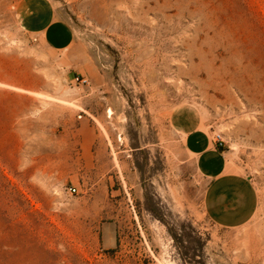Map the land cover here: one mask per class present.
<instances>
[{
	"label": "rangeland",
	"instance_id": "obj_1",
	"mask_svg": "<svg viewBox=\"0 0 264 264\" xmlns=\"http://www.w3.org/2000/svg\"><path fill=\"white\" fill-rule=\"evenodd\" d=\"M16 1L0 0V36L27 48ZM51 1L88 85L45 68L44 95L69 104L0 113V264H264V0ZM180 108L237 144L228 162L258 197L245 226L206 216Z\"/></svg>",
	"mask_w": 264,
	"mask_h": 264
},
{
	"label": "crops",
	"instance_id": "obj_2",
	"mask_svg": "<svg viewBox=\"0 0 264 264\" xmlns=\"http://www.w3.org/2000/svg\"><path fill=\"white\" fill-rule=\"evenodd\" d=\"M5 13L22 34L36 41L27 48L20 44L11 47V38L0 36V98L8 100L0 102V113L30 114L40 107L39 95L49 92V80L42 76V70L46 68L51 74L55 67H69L65 80L70 83L79 75L70 61L75 30L65 12L51 0H17L10 10L5 8ZM40 47L48 54V66L42 64ZM177 111L175 123L184 133L185 152L204 181L202 205L206 216L220 228L245 226L257 211L254 186L248 177L229 167L226 151L216 148L212 133L203 128L194 110Z\"/></svg>",
	"mask_w": 264,
	"mask_h": 264
},
{
	"label": "bare ground",
	"instance_id": "obj_3",
	"mask_svg": "<svg viewBox=\"0 0 264 264\" xmlns=\"http://www.w3.org/2000/svg\"><path fill=\"white\" fill-rule=\"evenodd\" d=\"M8 45L11 46V47H16L19 45V43L14 40V39H10V41L8 42ZM41 98H45V99H51V100H56L57 102L59 103H63V104H69L65 98L69 97L70 96V91H63V92H59V96H56V97H51V96H45V95H39ZM46 104H44L45 106ZM193 109L196 108L194 105H192ZM109 115H112L111 111L108 112ZM231 126V125H230ZM228 129L229 126H227ZM220 132H222V129L220 130ZM177 133L178 135H180L181 139H183L184 137V133L180 130H177ZM236 152H237V144H231L230 145V148L229 150L226 151V157L228 158V161L232 162L233 160V157L236 155ZM192 156V155H191ZM229 162V167H231V164ZM117 164V162H116ZM167 264H173L172 261H167Z\"/></svg>",
	"mask_w": 264,
	"mask_h": 264
},
{
	"label": "built area",
	"instance_id": "obj_4",
	"mask_svg": "<svg viewBox=\"0 0 264 264\" xmlns=\"http://www.w3.org/2000/svg\"><path fill=\"white\" fill-rule=\"evenodd\" d=\"M33 41H36V39ZM71 82L74 84H79L81 86H87L88 85V80L81 75H77L75 78H73L71 80ZM212 141L215 143V146L218 150H223L226 148V143H225L223 136L221 134H218V133L214 134L212 137ZM68 193L70 195L75 194L76 188L75 187L69 188Z\"/></svg>",
	"mask_w": 264,
	"mask_h": 264
}]
</instances>
